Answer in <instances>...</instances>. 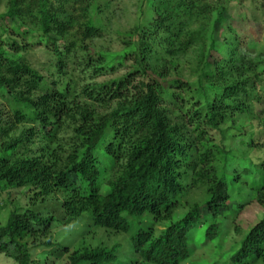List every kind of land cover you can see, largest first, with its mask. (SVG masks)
I'll use <instances>...</instances> for the list:
<instances>
[{"label":"trees","instance_id":"16d2710c","mask_svg":"<svg viewBox=\"0 0 264 264\" xmlns=\"http://www.w3.org/2000/svg\"><path fill=\"white\" fill-rule=\"evenodd\" d=\"M224 1L144 0L121 60L94 58L84 47L102 33L99 0L8 1L3 17L15 25L1 27L0 193L29 187L34 196L0 225V253L16 264H38L41 251L68 264H184L190 234L205 218L207 237L219 236L235 184L249 185L238 194L264 208V158L256 154L264 151V57L245 53L230 27L229 57L209 61L226 20ZM38 34L55 57L56 79L21 56ZM191 52L196 67L185 78L178 59ZM126 61L130 71L106 82L64 79L75 66L97 77ZM243 115L258 132L241 129ZM236 140L244 160L231 159L227 143ZM195 187H205L204 203L176 219ZM50 202L59 203L61 217L35 209ZM78 222L84 227L77 240L53 239L56 227ZM102 230L130 237L124 262L120 243L96 239ZM231 261L264 264V217Z\"/></svg>","mask_w":264,"mask_h":264},{"label":"rangeland","instance_id":"374dc122","mask_svg":"<svg viewBox=\"0 0 264 264\" xmlns=\"http://www.w3.org/2000/svg\"><path fill=\"white\" fill-rule=\"evenodd\" d=\"M8 1L0 0V40L6 36L1 29L2 25H15L13 21L6 20L3 17L8 9ZM224 2L227 9L226 20L223 25L221 24L217 28L216 48L209 61L229 57L230 46L227 45L224 39L231 40L230 29H228L230 27L243 40L242 50L245 53L253 57H264V0H225ZM99 5L101 13L96 18H101L102 33L87 40L84 47L91 49L94 58H99V55H103L107 58L121 60V57L128 52L130 45V43H127L129 38L125 36H127V32L130 29L139 23L141 11L144 8L146 10L147 7L144 5V0H99ZM33 40L26 52L21 53V56L25 57L49 80L58 78L59 72L55 66V57L47 46L46 38L38 34ZM83 52L86 54V51ZM83 52L78 53L80 57L83 56ZM191 53L178 59L180 75L185 78L191 77L196 67L195 54ZM122 64L117 67V71L109 70L97 77L92 73V69L82 72L76 69L77 66H75L72 69L69 68L68 76L64 79L66 82L78 81L80 85L88 82H106L124 75L132 68L131 61H126ZM174 74L172 73L171 75ZM199 98L203 100L201 97H196V99ZM3 100L6 101V98ZM238 124L242 130H248V132L256 130L258 132L257 129H250L249 119L244 115L239 116ZM229 126V124H226L224 128ZM217 137L219 136L217 135ZM261 141L264 142V138ZM227 145L233 151L231 153L233 155L231 156L232 160H244V155H247V153L239 150L240 147L237 140L227 143ZM256 154L258 157L264 158V151L258 150ZM247 191H249V185L240 182L235 184L232 197L218 219L217 224L220 234L216 239H209L206 235V230L211 223L209 217L202 221L199 228H195L191 232L190 246L192 254L184 264H239L232 263L231 255L235 249L239 248L244 236L250 229L264 217V208L252 196L245 198V195L241 197L238 194V192L247 194ZM205 192V187H195L188 195L184 196L185 205L177 211L175 218L180 219L185 216L190 205L204 203L206 199ZM33 196L34 192L29 187L10 189L0 193V225L6 224L13 209L16 208L23 211L29 208L32 205ZM58 204L56 202L38 203L35 204V209L43 211L44 208H50L55 210L54 214L56 217H61L62 211H60L58 207L60 205ZM203 212L206 215L205 209ZM83 227L80 222L73 223L68 227H56L53 239L56 242L70 244L81 236L80 232L82 231L80 229ZM95 236L96 239L101 240L105 245L112 246L114 243L122 245L118 251L120 262H124L130 256L132 244L129 236L120 237L119 235L117 237L103 230L98 231ZM37 256L40 260L38 264H68L67 258L58 257L46 251H41ZM0 264L16 263L11 257L0 253ZM138 264L144 263L140 261Z\"/></svg>","mask_w":264,"mask_h":264}]
</instances>
